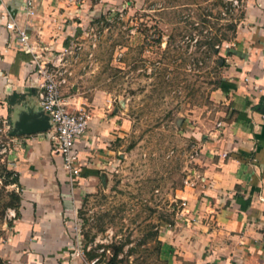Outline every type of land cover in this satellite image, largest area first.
Masks as SVG:
<instances>
[{
	"label": "crops",
	"instance_id": "crops-1",
	"mask_svg": "<svg viewBox=\"0 0 264 264\" xmlns=\"http://www.w3.org/2000/svg\"><path fill=\"white\" fill-rule=\"evenodd\" d=\"M119 1L33 0V14L26 15L23 0H0V119L12 127L26 106L17 107L32 100L35 111L40 95L31 55L4 27L6 22L23 27L38 58L50 60L80 37L90 20L110 15ZM240 2L231 38L235 53L227 56L221 88L224 117L199 142L201 155L192 170L198 172L197 181L177 191L186 204L184 213L175 224L164 225L159 236L166 264H264V0ZM74 83L70 92L65 86L61 91L73 108L86 109L89 121L74 143L79 173L73 181L48 131L12 136L4 155L19 189L15 218L0 243V258L7 264H83L73 253L72 210L84 194L104 184L105 170L113 167L116 116L106 99L88 102L73 93ZM11 94L22 99L8 108Z\"/></svg>",
	"mask_w": 264,
	"mask_h": 264
},
{
	"label": "rangeland",
	"instance_id": "rangeland-1",
	"mask_svg": "<svg viewBox=\"0 0 264 264\" xmlns=\"http://www.w3.org/2000/svg\"><path fill=\"white\" fill-rule=\"evenodd\" d=\"M240 10L222 0H120L110 15L90 20L80 37L69 40L65 88L70 92L75 82L73 93L86 101L106 99L116 116L113 167L76 208L73 253L81 263L89 264L85 252L92 248L106 261L107 246L124 242L115 264H166L159 236L180 217L185 201L176 194L190 187L184 180L194 185L198 179L192 170L199 142L224 117L221 88L229 61L223 52L236 47L231 25ZM27 105L35 108L32 100L17 108ZM3 165L11 170L5 158ZM16 191L0 176V243L15 218L6 217L13 208L6 203Z\"/></svg>",
	"mask_w": 264,
	"mask_h": 264
},
{
	"label": "built area",
	"instance_id": "built-area-1",
	"mask_svg": "<svg viewBox=\"0 0 264 264\" xmlns=\"http://www.w3.org/2000/svg\"><path fill=\"white\" fill-rule=\"evenodd\" d=\"M79 0H67L70 4H75ZM226 1L230 7H238L240 0H222ZM23 8L26 15L33 14V0H23ZM8 30H13L17 36L21 49L31 55V60L38 75L39 82V108L48 116L50 127V138L55 140L54 152L60 157L62 169L64 170L69 182H72L79 173L78 152L74 146L75 140L79 138L86 130L89 121V114L82 107L73 108L68 97H65L61 89L67 86L71 71L66 68L68 55L72 51L69 45L63 46L57 51L50 60L39 59V54L35 47L28 40L27 33L23 27L17 26L13 21L4 24ZM69 44V41L68 43ZM5 142H0V161H3L4 155L7 153L12 136L9 134L11 130L10 123L7 119H3ZM190 181V180H189ZM184 184L192 187L193 182L184 180ZM14 185V184H12ZM185 202L182 201V207L179 215L184 213ZM15 216L13 208L6 209V217ZM72 227L74 238L76 241V209L72 210ZM77 242V241H76ZM78 253V252H76ZM97 258L89 261L94 264Z\"/></svg>",
	"mask_w": 264,
	"mask_h": 264
},
{
	"label": "trees",
	"instance_id": "trees-1",
	"mask_svg": "<svg viewBox=\"0 0 264 264\" xmlns=\"http://www.w3.org/2000/svg\"><path fill=\"white\" fill-rule=\"evenodd\" d=\"M235 28H236L235 26L231 25V29L233 30V32H235ZM159 41L160 40L157 39L156 43L158 44ZM216 41L218 43L220 42L218 40H216ZM220 43H219V45L216 48L213 49L214 53H218L219 52ZM65 45H67V43ZM223 53H224L225 56H230V55H233L235 53V51H234L233 48L227 47V48L224 49ZM21 99H22L21 95H19V94H11L9 97H7V100H6L8 108L11 105L19 102ZM263 101H264V97H261V103H263ZM260 105L258 106V110H259ZM0 176H1V179H2V184L3 185H12V184L15 185V183L17 182L16 174L12 170H8V168L6 166H4V165L0 166ZM8 195H9V200L7 201L6 205L7 206H11V207H15L17 205L18 201H19V196L17 195L16 192H9ZM150 235H151V237H155L156 236V232H152V233H150ZM143 242H144V240H141L138 243H143ZM155 243H156V247L155 248L157 250L158 246L160 245V240L156 239ZM123 245H124V242H118V243L109 244L107 246V248H109L111 250V252H110V255L108 256V258L106 259V261H103V262H102V260L99 261V258H97L96 253L94 252L95 251L94 248L89 249V250H87L85 252L86 258L88 260H90L92 258H97V260H96V262L94 264H99V263H101V264H115L117 261H119L116 258H117V254L119 252H122ZM132 251H133V248L128 249L126 251V254L127 255L130 254V252H132ZM104 253L105 252H103L100 256H103ZM0 261H1V259H0Z\"/></svg>",
	"mask_w": 264,
	"mask_h": 264
},
{
	"label": "water",
	"instance_id": "water-1",
	"mask_svg": "<svg viewBox=\"0 0 264 264\" xmlns=\"http://www.w3.org/2000/svg\"><path fill=\"white\" fill-rule=\"evenodd\" d=\"M260 111L264 113V101ZM49 127L50 124L46 113L42 112L40 108L34 111L26 106L18 115L17 120L14 121L9 134L11 136L37 134L48 130Z\"/></svg>",
	"mask_w": 264,
	"mask_h": 264
}]
</instances>
